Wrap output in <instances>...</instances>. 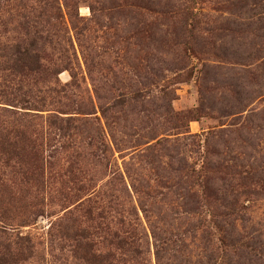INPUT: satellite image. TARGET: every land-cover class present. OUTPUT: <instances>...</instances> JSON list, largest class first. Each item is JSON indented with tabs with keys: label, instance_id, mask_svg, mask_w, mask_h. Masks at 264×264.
<instances>
[{
	"label": "rangeland",
	"instance_id": "obj_1",
	"mask_svg": "<svg viewBox=\"0 0 264 264\" xmlns=\"http://www.w3.org/2000/svg\"><path fill=\"white\" fill-rule=\"evenodd\" d=\"M32 1L0 0V82L22 88L0 108L40 116L0 109V264H97L86 225L108 262L160 264L163 238L162 264H264V0ZM25 20L45 70L21 75ZM87 198L110 217L66 214ZM137 216L141 257L111 242Z\"/></svg>",
	"mask_w": 264,
	"mask_h": 264
},
{
	"label": "trees",
	"instance_id": "obj_2",
	"mask_svg": "<svg viewBox=\"0 0 264 264\" xmlns=\"http://www.w3.org/2000/svg\"><path fill=\"white\" fill-rule=\"evenodd\" d=\"M21 2L24 0H20ZM66 1V6L69 8L70 3ZM27 4H24V6L26 7V5H29L30 8H34L35 4L32 0H26ZM36 2V1H35ZM50 2H48L49 4ZM52 4V3H51ZM59 8H61V5L58 6ZM29 20H25L24 22V28L26 30V34L28 35V39L27 42L25 44H21V43H16L14 44L11 49V52L8 56H6L8 59L10 58L11 61V68L14 70H17L21 75L25 74V71L31 70V71H44L45 69L42 68V63H41V54L39 52V48L41 49L39 42L40 40H45V36H44V32L45 30L40 31L35 29L34 32H32V30H30V26H28ZM34 28V25H33ZM53 73L56 75L57 73H59L58 70H53ZM73 78L75 80L76 75L73 74ZM58 76H57V80H58ZM56 83V82H55ZM13 90L16 91H21L22 88L18 85H15V87H12L10 85H8L6 83V80L4 79L2 82H0V94L2 95H7V94H11L13 93ZM51 90L53 91H58V87L57 85L53 86L51 88ZM39 91L41 92V90L39 89ZM29 94V91L23 92L21 93V95H23V99H25L24 95ZM43 98H41L39 101H42ZM1 110H3V112H5V114L13 115L16 121L21 120V118H25L27 116H34L35 118H40V116L36 113L33 115L28 114V112L26 113H22V112H16L12 109L9 108H0ZM51 118V121L55 118V120L53 121H57L60 120L61 122H70L72 121L74 118L73 116H66V117H60L59 115H52L49 116ZM52 121V122H53ZM19 132V131H18ZM21 133L23 135L26 136V132L21 131ZM10 145H13L14 147H17V144L14 143H9ZM28 142L24 143L22 149L24 150V146H27ZM104 149H108V144H105ZM35 153V157H34V164L33 166H28L25 170V173H32L29 174L30 178L33 177L34 179H39V183L40 186L44 185V175H45V171H44V166H42L41 164L43 163V153L42 152H33ZM25 161V160H24ZM27 163V162H26ZM31 164V162L29 163V165ZM34 167V168H32ZM73 174V170L70 169V175ZM72 179V178H71ZM75 195H77V191H82L85 190V185L82 186H76L75 188ZM65 193V192H64ZM66 199L69 197L68 194L65 193L64 196ZM76 212H80V216L79 218L84 217L85 223H89L90 221H99V220H103L105 219L107 216L110 217V212L104 207V206H97L96 201L94 198H87V200H82L80 201L77 205L74 206V208H69L67 210L66 214H70L73 216V214H75ZM134 215V214H133ZM78 217H75L72 219V225L71 228L74 229V225L77 221ZM82 220V219H80ZM113 225H114V230L111 231V235L113 237V240H111V242L114 244L115 248L117 250H119L120 252H130L132 253L134 256H140L142 254H144V252H148L150 251V247H148L146 249V242H145V237H144V230L141 232H137L136 229L137 227L135 225H141V222L139 221V217H135L134 219L128 220L126 221L123 217H117L116 219H113ZM135 220V221H133ZM101 222H99L100 224ZM128 226L131 229H127L124 226ZM90 225H86L85 227H82L81 229V235L84 238H87L89 241L86 242L85 246H86V250H87V260L88 261H94L95 259V263L97 264H127L128 262H126L125 258H122L121 256L115 258L114 257V261L112 262H108L109 258H108V254L107 253H103L100 250L98 252H93L92 248L95 245L94 240L92 239L91 235L92 233L89 231ZM77 232H75L76 234ZM166 243L165 240H163V238H159L156 239V242L154 244L155 246V252H156V257L158 260V263L162 264L161 259H162V251L163 246L162 244ZM139 264H151L149 259L145 258V261H138ZM134 264H137V262L134 261ZM208 264V263H207Z\"/></svg>",
	"mask_w": 264,
	"mask_h": 264
}]
</instances>
